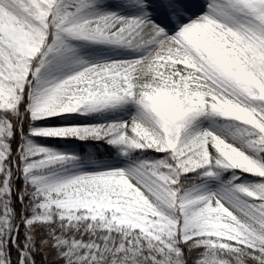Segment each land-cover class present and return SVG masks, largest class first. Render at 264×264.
Wrapping results in <instances>:
<instances>
[{
	"label": "snow or ice",
	"instance_id": "6c2138e0",
	"mask_svg": "<svg viewBox=\"0 0 264 264\" xmlns=\"http://www.w3.org/2000/svg\"><path fill=\"white\" fill-rule=\"evenodd\" d=\"M0 264H264V0H0Z\"/></svg>",
	"mask_w": 264,
	"mask_h": 264
}]
</instances>
